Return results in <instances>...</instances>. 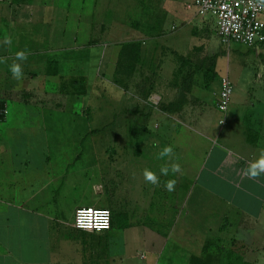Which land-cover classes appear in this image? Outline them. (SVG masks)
<instances>
[{
	"label": "crops",
	"instance_id": "0c3cea01",
	"mask_svg": "<svg viewBox=\"0 0 264 264\" xmlns=\"http://www.w3.org/2000/svg\"><path fill=\"white\" fill-rule=\"evenodd\" d=\"M71 8L70 2L0 0V99L7 106L8 100H13L18 108L17 115L8 119L9 112L0 121V264H130L127 261L134 259L120 257L128 248L123 242L118 245L117 235L132 227L141 234L140 258L155 257L149 264H264V173L255 179L246 175L248 166L264 154L262 67L256 74L259 82L246 84L245 100L235 102L238 109L228 116L229 106L224 124L219 118L222 127L216 136L214 122L203 119V126L198 121L186 123L183 109L174 113L160 111L155 117L148 112L141 116L146 122L152 119L147 125L160 122L157 130L150 128L146 134L151 137L156 131L160 143L134 147L123 159L112 153L106 160L110 172L108 188L104 186L102 194H108V208L115 224L102 234L74 226L77 208L94 206L101 197L96 190L104 180H96V163L102 159L91 146L92 177L80 180L81 170L74 172L71 168H76L77 162L80 165L83 152L76 149L71 155L66 132L41 124L45 111L60 110L64 102L49 97L50 82L58 89V82L67 77L59 66L68 60L70 68L76 67L69 64L73 56L67 58L68 49L60 43L66 41L68 33L61 28L62 20L67 19L63 11L71 13ZM164 8L177 17L182 15L171 2ZM84 10L82 2L74 12V36L96 35V9L91 14ZM190 13L181 16L183 25L194 24L196 18L200 22L207 19L196 10ZM127 23L123 25V30L127 29L123 35L127 36L117 44L115 74L119 72L117 63L125 43L140 42L143 48L145 40L155 38L145 32L147 25L143 29L142 23H135V27L131 20ZM104 24L97 23L101 30ZM134 32L138 35L134 36ZM58 34L64 37L58 38ZM86 40L84 48L96 45V38ZM175 49L172 46V51ZM19 51L26 53L25 60H16ZM101 60L103 63L99 56V65ZM14 63L21 65L19 79L11 72ZM38 64L46 65V70L35 72ZM21 117L26 118L24 125ZM198 135L211 147L198 170H194L197 151L193 141ZM168 136H173L172 142L176 143L169 144L168 139L161 143ZM169 146L172 153L161 157L160 153ZM186 153L189 156L182 155ZM174 164L180 165L179 172L171 170ZM162 168L169 169L167 175L161 174ZM145 170L154 172L158 183L150 182L148 186ZM135 176L140 180H134ZM170 180L176 181L172 191L165 187ZM128 191L130 197L124 198ZM135 194L140 195L138 199L133 198ZM67 198H74L70 214L61 212ZM119 200L126 202L122 209ZM148 212L151 222L144 223L142 219ZM119 217H130L131 222L122 223ZM213 242L220 255L205 250Z\"/></svg>",
	"mask_w": 264,
	"mask_h": 264
},
{
	"label": "rangeland",
	"instance_id": "374dc122",
	"mask_svg": "<svg viewBox=\"0 0 264 264\" xmlns=\"http://www.w3.org/2000/svg\"><path fill=\"white\" fill-rule=\"evenodd\" d=\"M49 1L58 4L70 2L72 5L71 13L66 12V9L63 11L67 19L62 20L61 28L67 29L68 33L65 34L66 41L60 43L68 49L67 58L70 55L73 56L69 64L76 67L70 68L67 64L68 60L63 67L59 66L60 72H65L67 77L58 82V89L54 88L53 83L50 82L49 97L61 98L64 102L60 110L45 111L46 118L44 117V121L42 117L41 124L44 122L51 129L66 132L65 142L71 155L73 154L72 150L77 149L83 152V160L80 165L77 162L74 165L76 168H71L74 172L78 168L81 170L80 180H90L92 177L89 149L91 146L96 149V155L102 159L100 163H96V180H104V185L96 190L101 197L94 207L110 209L108 208V194L105 192L102 194L104 186L108 188L110 169L106 160L109 159L110 154L113 153L123 159V156L126 153L129 155L130 149L134 147L144 144L156 146L160 143L157 140L156 131L150 134L151 137H146L150 128L157 130L156 127L160 122L153 121L147 125L152 119L146 122L140 117L148 113L150 116L154 114L152 117L160 114L164 106L179 97L183 80L188 78L191 84L187 104L182 110L184 121L192 124H196L198 121L200 126H203L204 120L214 122V136L222 127L218 121L223 117V114L216 109L222 79L229 77L233 85L228 116L238 109L235 102L245 100L246 96L243 91L246 84L254 85L259 82L256 74L261 70V67L264 80V47L250 49L238 43H232L230 46L223 45L218 37L215 18L211 15L204 17L207 18L206 21L200 22V18L194 17L196 18L194 24L183 25L184 21L181 18L183 13L191 12L190 14H192L195 10L186 9L187 3L192 0ZM82 2L85 4L86 14H91L96 9V35L88 36L87 33L79 36L73 35L77 21L74 12L78 10ZM170 2L176 10H180L182 15L178 12L180 16L177 17L171 11L163 9L170 5ZM56 13L60 15L61 12L57 11ZM129 20L134 22L133 27H135V23L138 26L142 23L143 29L147 25L145 32L149 37L155 38L145 40L146 43L141 49L139 59L134 61L131 54L125 62L124 60L121 62L119 59L120 64L117 63L119 72L115 74L114 62L117 61L119 53L117 44H121L126 38L127 35L123 34L127 29L123 30V28L125 25H129L127 23ZM99 22L105 23L102 25V30L101 25H97ZM133 34L134 36L138 35L137 32ZM62 37L64 36L58 34V38ZM87 37L96 38V45L92 44L93 46L84 48L88 45ZM76 38L78 40L74 41L73 39ZM172 46L176 48L175 51H172ZM97 53L103 59V63L101 60L100 65ZM218 53L221 55L215 62L214 79H212V70L198 71L195 69L204 56H213ZM34 70L35 72H44L46 65L38 64ZM189 72L192 74L191 76H189ZM54 90H57L58 93H55ZM15 104L13 100H8L10 112L8 119H11L13 114L17 115L18 108L16 109ZM22 118L24 117H21V120ZM35 119L37 120L36 117ZM37 122L39 121L37 120ZM22 123L23 125L26 123V118L22 120ZM172 137H164L161 143L168 139L169 144H175L176 142H172ZM193 142L197 151L194 170H198V165L200 162L202 164L211 144H208L207 140L199 135ZM182 155L189 156L188 153ZM191 155V157L194 156V154ZM84 159L86 160L84 161ZM134 180H140V178L135 176ZM130 182L133 184L131 180ZM147 184L149 186L151 183ZM141 188L143 189L142 186ZM129 191L124 192V198L130 197ZM138 196L140 195L135 194L133 198L138 199ZM147 196L150 197V195ZM72 199L74 198H67L62 213L70 214L72 212L70 210L72 209L70 206L74 202ZM119 202L121 203L119 208L122 209L126 202L125 200H119ZM149 214L148 212L146 218L142 219L144 223L146 220L151 222L152 218ZM118 219L122 223L131 222L130 217H119ZM140 235L139 229L133 227L119 236L117 235L118 245H122L123 242L128 248L125 251V256L120 257L125 260L134 259L132 262L127 261L130 264L154 262V256H149L145 260L140 258L138 253L141 249ZM122 253L121 251L118 254Z\"/></svg>",
	"mask_w": 264,
	"mask_h": 264
},
{
	"label": "built area",
	"instance_id": "2783aa9c",
	"mask_svg": "<svg viewBox=\"0 0 264 264\" xmlns=\"http://www.w3.org/2000/svg\"><path fill=\"white\" fill-rule=\"evenodd\" d=\"M187 7L195 8L199 16L215 18L218 35L224 45L238 43L250 48L264 45V0H193ZM232 92L229 77H224L216 103V109L223 114L222 124L226 121ZM8 114L7 104L0 99V121ZM74 226L88 232H105L112 226V212L94 206L77 208Z\"/></svg>",
	"mask_w": 264,
	"mask_h": 264
},
{
	"label": "trees",
	"instance_id": "16d2710c",
	"mask_svg": "<svg viewBox=\"0 0 264 264\" xmlns=\"http://www.w3.org/2000/svg\"><path fill=\"white\" fill-rule=\"evenodd\" d=\"M217 32H218V30H217ZM262 47H264V45ZM141 48L142 47H141V43L140 42L130 43V44L129 43H125L123 45V49H122V52H121V55H120V61L123 62V60H124V62H125V60H127V58L130 57V54L133 57L134 61L139 59L141 57L140 56ZM252 49H254V47H252ZM220 55L221 54L218 53V54H214L213 56H204L202 58V60L200 61L199 65H197L195 69H197L198 71H207V70L211 71L212 70V76H213L212 79H214V76H215V70L214 69L216 68L215 62H216V60L218 59V57ZM181 71H180V73H181ZM191 75L192 74L189 72V76H191ZM182 85L183 86H182L181 94L179 95V97L176 100H173L172 102H170L168 105L164 106L162 108L163 112H165V113L178 112V111H181L183 109V107L187 104V99H188V94H189L188 92L191 89V84L189 82V79L187 78V79L183 80V84ZM113 218H114V216H113V213H112V226L115 224ZM109 230H107L105 232H99V233H96V234L106 233ZM216 246H217L216 242H213V244H209L208 243L207 246L205 247V250L206 251H213L214 253H218V255H220V251L216 250ZM197 259H199V258H197Z\"/></svg>",
	"mask_w": 264,
	"mask_h": 264
},
{
	"label": "clouds",
	"instance_id": "9594fccd",
	"mask_svg": "<svg viewBox=\"0 0 264 264\" xmlns=\"http://www.w3.org/2000/svg\"><path fill=\"white\" fill-rule=\"evenodd\" d=\"M26 59V53L23 51H19L16 53V60L18 61H23ZM11 72L12 75L19 79L22 75V69H21V65L19 63H14L11 66ZM172 148L171 146L169 147H165L163 149V151L160 153V156H168L172 153ZM173 172H179L180 171V165L179 164H174L172 165V169ZM169 169L168 168H162L161 169V174L163 175H167L168 174ZM262 173H264V154H262L261 158L258 159L257 161L252 162L248 168L246 169V175L249 178L255 179L257 177H259ZM144 178L146 181L151 182L152 184H156L158 183V179L157 176L154 172L150 171V170H145L144 171ZM175 180H170L168 181V183L165 185V187L167 188L168 191H172L174 190L175 187Z\"/></svg>",
	"mask_w": 264,
	"mask_h": 264
}]
</instances>
